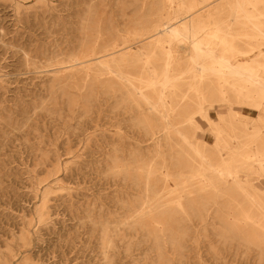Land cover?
Here are the masks:
<instances>
[{"label":"rangeland","instance_id":"rangeland-1","mask_svg":"<svg viewBox=\"0 0 264 264\" xmlns=\"http://www.w3.org/2000/svg\"><path fill=\"white\" fill-rule=\"evenodd\" d=\"M73 1L76 0H0V136L8 135L6 124L12 125L8 139L11 141L3 145L0 137V184L6 191L0 193V264L10 263L7 254L14 257L11 261L15 264L27 261L31 264H264V235L246 225L241 206L249 213L254 212L235 189L229 194L215 195L208 188L197 194L198 186L193 181L191 187L188 183L180 191L176 190L177 181L169 179L170 191H160L154 199L166 205L182 195L188 215L178 211L174 204H168L155 212L147 209L149 213L143 219H136L140 204L144 200L151 201L145 199V170L150 166L162 170L165 161L173 173L181 171L188 177L194 161L198 160L192 148L173 130L161 140L162 147L157 148L150 142L129 143L119 162L111 158L72 157L53 145L37 150L38 144L42 145V134L29 124L45 126L53 118L61 117L66 112L57 110L56 102L66 103L67 98L59 94V86L56 94H50L51 85L56 83L53 74H39L42 70H34L30 65L32 61H39L32 48L46 42H40L25 23L32 22L35 15L54 14L59 6ZM84 1L92 5L93 13L85 12L83 16L104 38L108 32L119 35L133 32L158 17L151 14L150 0ZM113 2L117 3L114 8ZM236 44L240 48L248 47L242 41ZM140 54L145 58V53ZM42 63L37 65L49 62ZM181 63L185 68L190 61L183 58ZM155 64L161 68L160 60ZM138 67L137 64L130 72L135 74ZM261 74L264 77L263 71ZM110 95L93 92L88 96H75L81 103L74 109L83 113L95 108L94 104H86L87 98L101 99ZM219 95L215 90L206 94L203 105L207 111L211 105H222ZM225 96L230 103L219 109L222 114H229L233 108L250 120L235 126L234 133L239 137L235 143L249 141L243 135L252 134L257 127L263 133L249 142L259 147L264 142V123L256 122L257 109L240 105L231 92ZM186 97L184 110L189 113L195 110V123L184 124L182 130L193 133L198 126L201 141L206 143L209 152L215 151V139L201 133L207 129L208 122L196 112L198 96L189 92ZM20 114H25V118ZM143 127L145 138L149 130L146 123ZM28 131L36 140L18 136ZM81 148L78 145L71 151L80 153ZM32 152L37 155L35 158L30 156ZM141 160L144 170H131ZM117 165L121 172L116 171ZM252 183L264 192V177L255 176ZM158 185L160 187L161 182ZM214 200L217 203H212ZM44 204L48 207L47 214L41 217ZM64 204H71L72 211ZM237 225L240 234L235 228ZM25 238L30 240L28 248L22 247Z\"/></svg>","mask_w":264,"mask_h":264},{"label":"bare ground","instance_id":"bare-ground-1","mask_svg":"<svg viewBox=\"0 0 264 264\" xmlns=\"http://www.w3.org/2000/svg\"><path fill=\"white\" fill-rule=\"evenodd\" d=\"M149 5L151 14L158 16L156 20L130 33L108 32L106 38L83 16L85 12L93 13L92 5L84 0L61 5L49 16L35 15L32 22L25 23L40 42H46L32 48L39 61H32L30 65L34 70H42L39 74H53L56 83L51 85L50 94H56L59 86V94L67 98L66 103L56 102V109L66 112L61 117L53 118L45 126L29 124L42 134V145L38 144L37 150L53 145L72 157L111 158L119 162L130 144L150 142L157 148L162 147L161 140L173 130L192 148L198 160L194 161L188 177L181 171L173 173L165 161L161 167L164 171L151 166L145 170V199L151 201L144 200L140 204L136 219H143L149 212L168 204H174L178 211L188 215L182 195L166 205L154 197L160 191H170L169 179L177 181L176 190L180 191L188 183L191 187L193 181L198 186L197 194L208 188L215 195L229 194L232 189L241 193L254 212L249 213L241 206L246 225L264 235V192L252 183L255 176L264 177V142L259 147L249 142L263 132L256 127L252 134L243 135L249 141L235 143L239 138L234 133L235 126L247 124L249 117L233 108L227 115L219 110L230 103L225 95L231 92L240 105L257 109L256 122L264 123V77L261 74L264 72V0H150ZM116 6L113 2L112 8ZM239 41L248 47H238ZM141 52L146 54L147 61L142 62L145 58ZM183 58L190 61L185 68L181 67ZM156 60L161 61L159 69ZM38 63L43 65L38 66ZM137 64L135 74L138 75L135 76L130 71ZM150 75L155 77L150 78ZM210 77L216 79L211 81ZM214 90L220 94L218 100L222 105H211L213 110L207 111L203 100ZM93 92L111 95L101 99L89 97L86 104H94L95 108L83 113L75 111L76 105L81 103L75 96H88ZM189 92L198 96L196 112L208 122L207 129L201 133L215 139V151L209 152L206 143L201 141L198 126L193 133L182 130L184 124L195 123V110L189 113L183 106ZM20 116L25 118V114ZM144 123L149 130L145 138ZM8 125L4 126L8 135H1L3 145L11 141L8 139L12 125ZM18 136L37 138L31 136L30 131ZM78 145L82 147L80 153L71 151ZM30 156L37 155L32 152ZM142 161L131 170L143 169ZM116 171H122L119 165ZM5 192L0 184V193ZM64 205L72 211L71 204ZM47 209L44 204L41 217L46 216ZM235 228L240 234L239 225ZM29 244L28 238L23 239V248H28ZM12 258L7 254V261L15 264Z\"/></svg>","mask_w":264,"mask_h":264}]
</instances>
